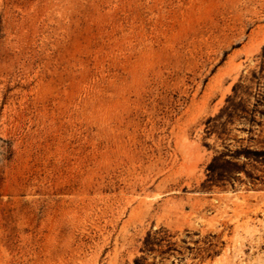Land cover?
I'll return each mask as SVG.
<instances>
[{
	"label": "rangeland",
	"instance_id": "rangeland-1",
	"mask_svg": "<svg viewBox=\"0 0 264 264\" xmlns=\"http://www.w3.org/2000/svg\"><path fill=\"white\" fill-rule=\"evenodd\" d=\"M260 235L264 0H0V264H264Z\"/></svg>",
	"mask_w": 264,
	"mask_h": 264
},
{
	"label": "bare ground",
	"instance_id": "bare-ground-1",
	"mask_svg": "<svg viewBox=\"0 0 264 264\" xmlns=\"http://www.w3.org/2000/svg\"><path fill=\"white\" fill-rule=\"evenodd\" d=\"M248 228H246V231L249 233V231L247 230ZM251 238L254 239V234H250ZM242 242H241V249L240 252L244 251V248L246 246V242H245V238H242ZM264 245V236L260 235L258 238L255 239L254 243H253V247H257V248H261Z\"/></svg>",
	"mask_w": 264,
	"mask_h": 264
}]
</instances>
